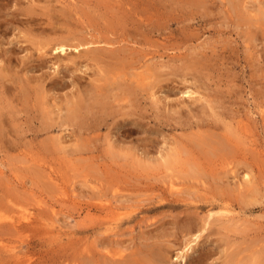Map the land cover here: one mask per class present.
<instances>
[{
    "label": "rangeland",
    "instance_id": "1",
    "mask_svg": "<svg viewBox=\"0 0 264 264\" xmlns=\"http://www.w3.org/2000/svg\"><path fill=\"white\" fill-rule=\"evenodd\" d=\"M8 1L10 4L8 3ZM8 1L0 0V20H1L0 50L1 52L5 51L4 55H7L9 53L7 56L10 57L8 58L6 56L7 58L5 57V60L3 61L2 59H4L3 58L4 55L3 53L0 52V66L1 68L2 67L4 68L2 70L0 68L1 71L0 82L1 81L3 82V80L5 81L3 82V84L0 83L1 84L0 97L3 99V100L0 99L3 101L2 102L3 104H0V112H1L0 114H2L3 112L5 113L2 114L3 117L1 118L3 119V123L5 124V126L4 124L2 126L6 132L5 134H0L2 135V137L0 136V214H5L6 212H11L12 214L14 213L20 214L23 212L24 209L25 210L29 209L33 212L34 220L30 228L25 230L24 233L23 232L17 233L11 230V228L6 226L0 228V235L3 236L0 239H2L3 241L5 240L4 241L6 243V244L4 243L5 245L10 244V246H16L17 249L15 251L18 252V258L16 257L15 259V257H11V255L8 253L6 249L0 250V263L19 264L20 262L28 260L26 258H29V263L32 264H56V263L62 264V262L63 263L69 262L68 260H70L69 264L71 263L73 264L76 263L74 262V258L77 260L76 264H83V262L89 264L90 261L88 260L90 259H94L91 260L90 262L91 264H93L98 260L104 263L105 259L102 258L105 256L106 253L104 254V256L102 255L105 250L107 254L111 252V250H113L112 252L121 250V252H124L123 253L124 255H128L132 253L131 251L135 250L137 247L138 248H141L140 246L143 247L144 244L142 243L146 241L147 244L148 243L151 244L154 243L155 240H156L155 242L157 241L160 242L159 240H161L162 242L163 238L165 239V243L167 242V244L164 243H163L164 245L161 243L160 244L167 249L169 256L174 255L171 264H188V263L196 264L197 259L198 260L200 259L199 253L201 258L203 257V260L201 259L202 264H253L255 258L256 260L254 264H259L257 263V261L260 260L258 259V255H260L261 253L259 250L262 251V249L263 251L260 256L261 259L264 260V257H262L264 255V179H263L264 177H262L264 175V38H263L264 29L263 27L261 26L257 27L255 25H251V22H249V18L246 15H244L245 12L243 11L242 7H240L242 9L240 10L239 7L237 6L236 8V5L234 4V8H233V4H230L229 0H207L206 7H200V8L197 5L196 7H194L195 3L193 4L194 6L191 4V2L189 4V0H182L184 3L179 2V0H171L172 3L170 0L169 1L157 0L158 2H156V0H139V1L138 0H108V1L101 0L103 1V3L100 0H99L100 2L97 0L95 1L90 0V3H88L89 0H87L88 2H86V0H82L83 2L85 1L86 4L83 3L82 1L76 0L75 6H77L78 8L73 6L71 11H68L69 9H71L68 8L67 12H71V13L65 14L67 13L65 12L64 14L66 15V17H64L65 16L64 14L63 16L61 15L62 17H59L60 16L59 14L61 13H58L59 16H57L56 10H54L55 12L54 11L49 12L51 16L52 13L54 15L52 16L53 17L52 20H48L49 16L47 14L46 16H44L43 11H41L40 5H44L42 4V1L43 3H46L45 0H37V2H39L37 4L38 7L36 5L33 8H29L30 10H32L34 13L36 12L37 14L34 13L26 14L25 12L28 11L29 9L28 8H26L28 10L23 9L24 11L22 10L21 14L22 15L25 14L24 17L20 15V10L24 8L25 5L30 6L32 0L30 1L8 0ZM20 1L22 2L21 4ZM53 1L54 0H52V2ZM96 1L97 3H95ZM16 2L19 3L20 5H18ZM64 2L65 1L63 0L62 3ZM54 3H56L57 5ZM54 3H51L52 6H56L58 8L62 5L57 1ZM78 3L79 5H77ZM105 3L108 4L109 9L111 8L110 10L108 9V6H103L105 5ZM84 4L86 5V7H84L85 6ZM82 7L86 8L87 11L88 9L91 8L90 9L91 11L89 10L90 13L87 12L86 9L83 10ZM105 7L107 10L105 9ZM143 7L146 9H144ZM41 12L42 14H40ZM69 14L71 16H69ZM30 15L31 17L32 16L34 17L31 18ZM12 16L14 19L12 18ZM28 16L30 17L29 20H28L29 18ZM42 16H44L45 19H43ZM54 17L55 18L58 17V19L60 18L61 19L56 20L57 18L54 19ZM68 17L69 20L67 19ZM26 20H28L29 22ZM25 21L28 22V24ZM41 21L42 23H40ZM58 21H62L63 23L67 21L66 23L68 25L62 24ZM139 21L140 23H138ZM144 21L147 22L145 23ZM22 22H25L24 24L27 27L32 26L33 33L32 31H29L30 27L28 29ZM38 22L40 23L39 25H37L39 27H36L35 25ZM49 23H50L49 27L51 29H49L46 26L44 27V25H48ZM55 23L58 24L59 28L64 29L66 26L65 29L68 31H65L64 29L63 36H65L64 38L66 40L70 41V43L68 42L69 44H74L73 42L75 41H76L75 44H77L79 40L82 42L97 41V42H101L99 43L100 46L97 44L98 48L100 47L103 48L105 46V48L108 49L107 46L109 45H106L105 41L108 40L107 42L113 43L112 41H110L111 38H109L108 36L112 35L111 40H114L113 36L117 37L118 35L117 37L118 41L116 38V41H114V43L119 41L121 42L116 43V45L118 44L117 46L114 43H113L115 45V46L113 45L114 47L109 46V48L117 51L116 52L109 50L108 51L102 50V52L100 51L102 56L101 59H104L106 61L102 60L103 64L100 63L99 65L102 64L105 67V65L108 62L109 63L111 62V64H107L109 65L107 66L109 67L107 69L110 71V69H112L111 66H113V63L116 64V62L120 60L122 61L121 63H124V65L122 64L123 67H125L126 64L128 71L130 70L132 72L137 71L134 70L135 67L137 69L140 67L139 69L144 71L143 72L138 69L143 75L141 76V80H140L142 81L141 87L138 89L139 86H137V89L138 90L143 89L142 92L138 91L137 89L130 90L128 87L129 82H124L121 80L123 84L122 82L120 83L124 87L118 86V88H116L117 91L114 90L111 94L108 93L107 96L105 94L103 95V93L102 96L96 95V93H93L96 96L91 94L88 102H86L87 104L89 102L92 105L95 104L96 103L95 97L97 98V96L101 97L103 101L106 102V104L102 105V107L104 108L103 110L102 108H100L101 107L100 104L98 105V103H96L95 104L96 106L94 105V108L90 107L89 110L85 109L83 111V113L85 114L82 113V115L83 116L87 115L90 118L87 117L86 119L85 116L84 118L86 120L83 119L84 123L82 124L85 123L86 124L89 123V124H87V127L86 125L85 126L82 125L81 128L79 127L80 130L82 129V131L81 132L79 131V133L77 132L78 131L77 126L79 123L83 122L82 120L81 122L78 121L79 122L78 124L75 121L74 124L77 125L68 128L66 127L67 125L61 126V124L57 120L51 119L52 121H49L50 119L47 120L48 119L47 118L46 120L43 121L42 118L44 116L43 113L44 111L42 112V108L41 109L38 108L39 107L38 103L37 105L34 104L37 100L35 101L32 99V96L35 97L34 94H36V92H37L36 96L39 95L38 94L39 90H37L38 88H40L39 82H42V86L49 85L53 82L57 84L58 85L57 88L55 87L54 89H56L58 92L60 90L61 91L58 93L55 90L58 94L55 91H54L55 93L54 92L53 93L57 94L56 97H58L61 94L63 97H61L60 95L59 99L63 100V98L68 99V97L69 98L73 97V93L75 95L77 89L81 87L83 89L85 87L88 88V85L91 82L90 80H92L91 79L92 71L90 67L87 65L88 62L85 63L83 59L76 58L74 59L76 60V62L78 61L76 64L72 62L66 63L67 66L65 68V65L63 66V64H65L64 61L58 63V58H57L60 56L64 57L63 53L59 54L58 52L55 53L54 51V53L51 52V54H49L48 50L50 48L48 47L46 48L45 51L47 57L45 54H43L45 56L43 55L41 56L40 54L38 55L39 52H36L38 51L37 50L38 45L42 44V42L44 43L46 42V40L49 41L50 39H61L60 38L61 34L59 36L58 34L55 35V33L52 32L53 26L51 27V25ZM71 23L74 24V26ZM61 25H63V27H61ZM2 28L3 30L1 31ZM25 28H27L28 31ZM39 28L41 29L43 28L42 31ZM70 30L72 32H70ZM113 31L116 34H113L112 33ZM48 32L50 36L47 35ZM110 32L112 34H110ZM139 32H141L142 34ZM132 33L135 37L132 36ZM137 33H139V35ZM253 33L255 34L253 35ZM23 34L29 39L31 38L30 36H33L31 38L32 41L29 39L28 41ZM136 34L138 35V37ZM21 35H23V38ZM40 35L43 36L41 37ZM71 35L76 36L77 37L76 39L78 41L77 40L72 41V39L69 40L68 39L69 37H73ZM95 35L97 36L95 37ZM100 36H103L105 38L108 37L109 39L104 38L105 40H103V38H101ZM119 37L120 38L123 37V38H121L120 40ZM250 37L252 40L250 39ZM252 37H254L255 39ZM1 38L4 40H2ZM44 38L47 39L44 40ZM132 38L134 39V42L132 41ZM137 38L139 39L141 38L144 41L142 42L141 39L140 41L138 39L139 41L138 42L136 40ZM35 41L39 42L36 43L38 44L37 46L35 45ZM261 42L262 44H260ZM129 44H131L130 45L131 47H129ZM94 45H91V48H97V46ZM172 45H174V47H172ZM177 45L179 47L181 46L180 50ZM3 46L5 47L2 48ZM132 46H134L133 47L134 50L130 49L132 48ZM136 46L140 49V51L139 49H136ZM190 47H194V48H190ZM196 47L198 49H196ZM10 48L13 50L11 51ZM80 48L79 50H82ZM127 48L130 50L128 51ZM169 48H171V50ZM172 48L174 49L176 48L177 50L175 49L174 51L173 49L172 51ZM204 48H206V50H204ZM119 49L122 50L119 51ZM135 49L140 52V53L138 52V55L136 54L137 51ZM194 49L197 52H195ZM68 51L69 53L77 54V51H74L73 49L72 50L68 49ZM130 51H133L132 55H130L131 54ZM11 52L13 53L11 54ZM31 52H34L35 55L34 54L31 55ZM187 52L189 53V56L185 55V53ZM177 53L180 54L179 56L181 57H178ZM13 54L14 56H12ZM56 54L60 56H57ZM140 55L142 57H140ZM190 55L192 56V58L190 57ZM193 55H196L198 57L201 56V58L199 57L201 61L198 58L199 64L196 61L197 57ZM21 56H24L25 59L24 58L22 59ZM33 56L35 58H33ZM135 56L137 58L140 57L138 61ZM186 56L188 57L187 62L185 61ZM202 56L205 58V61L203 60ZM13 57L15 59L16 57L19 58L15 60ZM182 57L183 58L185 57L184 58L185 60ZM150 58L153 61H151ZM174 58L176 59V61L173 60ZM38 59H42L43 63L42 60H38ZM84 59L86 58L84 57ZM122 59L124 60V62ZM189 59L193 60L194 65L192 64V61ZM18 60L22 61L21 62L22 64L19 66V69L17 66L19 65L20 62H18ZM54 60H56L57 64L60 65V68L57 67V64ZM81 60L82 62L83 61L84 62L82 63ZM29 61L32 62L31 65L30 63H28ZM127 61L129 62V64H132L133 61L137 62L138 64L134 63L132 64L133 66H131L127 64ZM147 61H148L147 67L148 66L152 67L151 64H154L157 67L155 68L154 66L153 69L148 67L152 71H150L147 67H146L147 69L145 70ZM154 61L156 63H153ZM202 61L204 62V64H202L203 63ZM2 62H4V64ZM35 64L39 65L38 69L36 68ZM71 64H73L74 66L77 65L76 68H74V66H70ZM161 64H163L166 67H164ZM13 65L15 67H13ZM85 65H87L88 67H86ZM158 65L161 67H159ZM178 65L181 66L179 67ZM130 66L133 68H131ZM6 67L9 69H7ZM158 68L160 69V71H158ZM169 68L170 70L167 71V69ZM173 68H176V70H174ZM10 69H12V71L15 70L14 71L15 73H13L14 75H12L11 72L12 76L10 75L11 77H8L7 75H9ZM33 69H35L34 70L35 73L34 71H32ZM3 70H8L9 73L7 71H5L4 73ZM23 70L24 71L26 70L24 74H28L27 76L23 74L24 72ZM54 70H56V72ZM145 71L146 72L148 71L149 73L153 72L150 74L152 76H149L148 72L145 73ZM18 72L19 74H16ZM46 73H47V77L45 75V77L42 78L41 76H43ZM48 73H50L51 75L50 74L49 75L53 77L52 79L55 78L56 81L49 79L50 76L48 75ZM87 73H89L88 76L90 75V77L84 76L86 78L83 80V75L85 74L87 75ZM144 74H146V76H144ZM30 75L31 77L33 76L35 80L33 78H30ZM120 75L123 74L120 73ZM14 77L15 79L16 77H18L16 79L18 80V82L16 83L14 82L16 85L14 84L15 86H11V84L13 85L12 81H15ZM19 77L22 79H20ZM40 77L42 78V80L40 79ZM159 78H162L160 86H162L165 89H163L164 92L160 94L162 98L161 103L156 104V102H154V99L151 97V92H152L151 90L155 91L158 88L155 87L153 89H150L151 88L150 82L153 83L154 81H158ZM6 79L9 81L10 84ZM46 79H48L49 82ZM146 79L148 86L143 85V83L145 84ZM164 79L165 81H163ZM37 80H38V84H37ZM44 80H46L47 82H44ZM30 81L32 83H30ZM59 81H61V83H59ZM20 82H22V84L23 83L25 84L21 86ZM75 83L77 84V86H75L76 85ZM28 84L30 87L28 86ZM83 85L86 86L84 87ZM64 86L65 87L68 86V87L65 88ZM146 86L148 88L150 87L149 90ZM23 87L28 90L27 91L28 96H30L31 94V96L28 98H30L32 101L28 100L26 95L24 96L25 98L21 95L22 93L24 94ZM28 87L31 89H28ZM119 88L121 89L119 90ZM185 88H190L193 91L197 90V92H200L205 95L207 99L204 97L202 101H199V103L201 102L205 104V105L203 104L204 108L202 107L201 104L199 105L198 102L193 101V99L189 100L190 97L187 94H185L184 91L182 92V90ZM122 89L123 92H121ZM73 90H75V92ZM5 91L6 92L8 91L7 94ZM11 91H13L14 93H12ZM32 91L35 93H33ZM66 91H68V94H66L67 93ZM69 91H71V93ZM149 91H150V95H149ZM1 93L4 94V96L10 94L11 96L10 98L7 96H6L7 98H4V96H2ZM139 93L140 95H138ZM12 94L14 98L15 95H17L15 100H13ZM65 95L67 96L69 95V96L67 97ZM109 95L112 98L113 96L115 97L112 99ZM21 96L23 97L24 102H26V98H27L28 100L27 102L32 103L35 108L32 107L33 105L31 104L28 105L27 103L26 104L22 103ZM103 96L105 97V99L103 98ZM196 96L198 95L196 94ZM4 99L5 101L6 100L9 101V104L11 101L12 103V105L10 104V106H12L11 109L10 107L6 108V106L9 104L6 105L5 102L4 105ZM34 99H36V97ZM127 99H130V101H128ZM151 101H153V104ZM205 101L208 102V104ZM178 102L180 104H178ZM185 102L187 103V105H184ZM20 103L22 104V106ZM16 105L18 106V108L21 106L19 108L21 109L20 112L24 110L23 108L26 109V107L30 105H31L30 106L31 109L28 112L29 110L28 107L26 109L28 114H26L25 111L21 112L23 113L21 114L20 112L16 111L18 109L16 108L17 107ZM118 105L119 106L121 105L120 106L121 108L118 109L120 111L117 110V107L119 108ZM191 105L193 106L194 109L192 108ZM2 107L4 108L1 109ZM112 107L114 108L113 110ZM181 107H184V109ZM37 108L40 109L41 114L39 113ZM174 108L177 109L175 110ZM180 108L182 110V113L181 110H179ZM190 108L193 109L192 112L194 111V113L190 112L191 111L189 110ZM105 109L108 110L111 109V110L110 112H108V110ZM33 110H37V111L34 113ZM125 110L126 112H124ZM135 110H137L138 112L136 111L137 112L136 113ZM94 111L98 113L96 114V117L93 115L95 114ZM37 112L38 114H36ZM112 112L114 116L110 115L112 114ZM134 112L136 116L132 114ZM186 112L189 115H185ZM13 113L15 115L17 114L18 116L16 115L17 116L16 117ZM107 113H109L108 114V116L110 115L109 117L107 116ZM120 113L122 114V118ZM127 113L130 114L131 116L130 115L125 116L127 115ZM178 113L180 115H183L182 116L183 118L181 116H180L181 118L178 117L179 116ZM197 114L199 117L197 116ZM52 115L53 114H51V117L54 116ZM116 115L118 116L116 117ZM10 116L12 117L14 116L12 120L10 119ZM188 116H190L191 118L189 119ZM40 117L42 118L40 119ZM124 117L129 120L131 119V117L132 119L139 117L142 121L139 119L140 123L133 126L130 125L129 127L125 126L127 128L125 129V131L126 132L129 131V133H126L123 130L124 127H121L123 122L122 119H125ZM38 118L40 122H38L39 121ZM213 118L214 119L219 118L220 121L218 119H216L217 121H214L212 120ZM34 119L35 120L37 119L38 121L37 120L35 121ZM90 119L93 121L95 126L92 124ZM115 119H117V121ZM182 119L183 121L184 120L185 121L182 122L181 121ZM232 119L235 122L236 120L238 121L241 120L240 123L241 124L242 122L246 123L244 125L246 126L248 125V127L244 126L243 124L241 125L238 121H237L238 124L234 123ZM228 120L229 122H227ZM7 121H9L8 124L10 125L12 124L14 127L11 126L10 128V125L7 124ZM45 121L46 122L49 121L48 124L49 127L51 125V122L55 123V125L52 123L51 126L52 128L49 129L48 125L46 126ZM115 121L117 123H114ZM119 121L121 124L119 123ZM109 122L111 124L114 123L115 126L113 124L114 126L113 127L111 124H109ZM214 122H217L216 125L219 123L218 126L215 127ZM186 123L187 125L189 124V127L187 125L184 127ZM224 123L225 125L227 124L228 125L225 126ZM56 124L57 126H59L58 128ZM198 125L200 126L202 125V127H204L203 129H207L208 126L211 127L209 129V131H212L211 134H215V132H217V136L216 134L213 135L214 137L217 138H214L213 136H211V134L210 137L214 140L215 139L217 140L219 138V140H217L219 143L216 140L215 142L218 144L221 143L223 149L222 148L218 149V145L215 144V142L212 143L213 141H211L212 139L210 140V138L208 140L213 144L211 147H210L211 143L209 141H208L209 146H206V144H202L199 147V145L202 143V138L198 137L197 135H199V133L201 135L202 132H198V131H202L203 129H198L197 128ZM118 126H120L121 128ZM195 126L197 128V130L195 131H197L198 133L197 132L195 133V131L193 130L195 129ZM65 127L67 128V130H65L66 129ZM83 127L84 130L86 131L85 134ZM93 127H95V129H93ZM226 127L229 131L227 129L225 130ZM43 128L45 130H43ZM71 128H73V130H71ZM233 128H236L237 131L235 129L234 131ZM242 128H244L245 134ZM129 129L130 130L133 129V130L130 131ZM211 129H214V131ZM6 130L7 131L9 130V132H7ZM248 130L250 132H253V135L250 133L251 135L248 136L249 134ZM10 131L14 135L13 134L11 135ZM108 131L112 132L111 133L112 135L109 134V136L112 137L111 140L108 137ZM227 131L228 133L231 134H228ZM68 132L71 134L70 138H72L71 139L72 143L70 142L69 145L70 147L66 146L63 143V140H65V138L68 139V137H65V135H69ZM74 133H76L74 137L76 138L77 136L78 141H76L77 139L73 138ZM77 134L78 135L82 134V136H78ZM234 134H236V137ZM218 135H220V137H218ZM14 136L16 137L15 139ZM224 136L226 137L225 141L227 139V141L229 142L224 141ZM4 137L6 138V140H4L5 139ZM59 137H61L62 140ZM50 138L53 139L50 140ZM246 138L248 141L246 140ZM252 138H254L255 143H253L254 140L250 141ZM54 140H56L57 143ZM193 140L199 141L200 144L199 142L197 143L195 141L193 142ZM222 140L224 141V143ZM60 141L64 146L60 143ZM230 141L231 143L234 144V146H236L234 148L231 147L233 150L229 148L230 145H233L230 143ZM51 142L53 143L55 148H53ZM113 143L115 145V148L112 145ZM59 144H61L62 146L61 145L59 146ZM193 146L194 148H192ZM196 146L198 147L196 148ZM214 146L217 148H215ZM237 146L239 147L237 148ZM175 147L179 148L177 149L179 152H176L177 153L176 155L174 153L175 151L173 150ZM170 148L172 149V151ZM186 148H189L188 152H186L187 151ZM65 149L67 150L69 149V151ZM204 149L207 150L206 152H208V150L209 152L211 151H216V152H214L215 154L213 152L210 153L211 155L213 154V157L212 156L205 157V156H209L210 154L208 155L206 154L204 156L203 154ZM224 149L226 151H224ZM247 149H249L248 151H250L251 153L248 152ZM189 150H191V152H189ZM218 151L220 152V154ZM166 152L168 154H166ZM169 153H171V155H173L172 153H174V155L178 157L174 156L175 157L174 158L172 156L173 159H171ZM189 153L190 154L193 153L194 155H190ZM201 154L205 158H207L206 161L202 158ZM236 154L238 156H236ZM167 155L171 163L174 165L176 164L175 166L172 165L171 167V165L166 164L165 166V164H162L165 162L164 159L162 158H164V156L167 157ZM186 155L188 156L186 157ZM214 155L220 157L219 158L217 157L215 159ZM248 155H250V157ZM197 156H200L199 157L200 161H198ZM223 156H226L224 157L226 160L222 158ZM228 156H233L232 158L233 162L230 161V159L228 160L229 158ZM193 157L197 159V161ZM221 158L222 160H220ZM210 159H211V165H210ZM234 159H236V161ZM177 160L178 162L175 163V161ZM201 160L204 161V163ZM170 161L168 160V162ZM218 161L220 163H218ZM249 161H251L250 163L252 165L254 164L253 167L254 166L256 167V168L254 167L255 169L254 177L259 180L262 179L259 182V180L257 181L255 178H253L252 183L251 182L248 183L252 187H250L247 184V182L241 179V176H243L242 172L243 173L247 172L246 165L250 164ZM229 162H231V164ZM234 162L236 163V165L234 164ZM237 162H239V164L241 165L238 166ZM242 162H244V164H242ZM139 163L141 164L143 163L142 167L144 168L140 167L141 165H138L137 167V164ZM193 163L194 164L197 163L199 168L198 170L201 173L200 174L201 176H199V178L195 177L196 180H194V178L191 176H183L184 170L186 171L187 169L192 167ZM225 163L226 164L228 163V165L226 166ZM150 164L152 165L151 169H150ZM180 165H182L183 168ZM219 165L220 166L223 165V166L220 167ZM212 166H214L213 167L214 171L211 168ZM178 168H180L179 171ZM232 168H234L233 171L231 170ZM225 170L226 171L228 170L229 174ZM166 171L167 172L169 171V173H167L168 175H165ZM170 171L172 172L170 173ZM201 171H203V174ZM207 171L211 172V175H214L216 173L214 175V177L216 176V178L214 179H216L217 181L213 180V176H211ZM213 172L215 173L213 174ZM226 173L228 175H226ZM258 173H259V177L256 176L258 175ZM158 174L160 176H158ZM172 174H174L175 176ZM230 174L233 175L231 176ZM204 175L207 176L202 179ZM161 176L163 177L162 179H160ZM168 176L169 178H167ZM220 176L221 177L223 176L222 178L224 177L226 178H224L223 180L221 179ZM235 176L238 179H234L233 177ZM172 177L176 178L177 180L173 179ZM170 178H172L173 180L171 181ZM207 178L208 181H205ZM168 179H170V181H168ZM168 182L169 183L171 182V184L173 183L174 185L179 186V188L178 187L176 188L175 186L174 190H171L173 187L171 188V185ZM176 182L178 183V185ZM241 182L242 184H240ZM256 182H258V185ZM167 184L170 186H167ZM237 185H239V187H237ZM254 185L255 186L257 185L256 186L257 189L256 187L255 188L253 187ZM240 186H242L241 189ZM250 188H253L254 190L253 189L250 190ZM258 188L260 189L258 190ZM247 190L248 192H246ZM259 191L262 192L260 193ZM176 194H178L179 196L176 197L177 196ZM251 194L252 195L254 194L255 197L250 196ZM261 194L263 196L261 198L263 199V201H261V199L258 196ZM158 195L160 196L158 197ZM252 199L254 203L252 202ZM258 199L262 203L258 201ZM247 200L248 202L250 201L249 204L248 202H246ZM173 203L176 205H174ZM194 210L198 212V214L195 213ZM211 211L213 213L224 212V218L218 214H214V217L212 218L213 221L212 220L210 221L211 218H209V222L210 223L214 222V223L211 225V228H210V224L207 226L208 228L204 232V235L206 237L202 238L205 239L204 241L200 240L201 243L200 245H198L200 247L194 245L195 249L193 251L190 250L188 253H186L188 254L186 258V262L177 259V257L175 256L176 253H179L181 249L185 247V244H187L185 241L187 240L188 235L187 237H185L184 236L185 234L183 235V231L187 232V230H189L190 228L189 225L191 222L190 218L193 217L199 218V216L200 218L207 217L206 214H209ZM126 213L127 214L129 213L130 216H126ZM173 213H175L176 217L172 216ZM186 214L188 215L186 216ZM178 217L180 218V220H178L179 219ZM219 217L220 219L222 218L221 220L225 222V225L220 224L221 220L219 219ZM230 217L232 218L230 219ZM157 218L160 221H157ZM185 219L186 220L188 219L189 222L186 221ZM183 221H185L186 223L184 224ZM149 224H152L151 226L153 227V229L151 227H148ZM178 224L181 225L179 226ZM201 225L202 223L199 226ZM186 226H188L187 229L185 228ZM113 227L114 230H109V228H113ZM160 227L166 228L168 231V232L166 231L167 234L171 232L170 233L171 236L169 234L168 235L165 234L164 231L166 229L162 230ZM147 229L149 230L147 231ZM158 229H160V232ZM115 231L119 232L120 234ZM141 231L143 233L144 232L146 233L145 234L142 233L143 235L142 236ZM156 231L158 234L156 233ZM114 232L116 233V235L119 234L120 236L118 235L117 237L114 236L115 234ZM155 233L156 236L160 235V237L158 236L160 239H158L154 235ZM163 233L165 234L166 237L164 236ZM147 234L149 239L145 237L147 236ZM150 235H153V238L155 236L156 237L154 238L155 240ZM131 237L134 239H131ZM139 238L141 240L144 238L143 240L145 241L142 240L143 241L142 242ZM117 244L120 246H118ZM129 245H131V248L133 249L129 248ZM166 245L168 246V248ZM125 246H127V248H124ZM106 247L108 250L106 249ZM169 247L172 248L170 249ZM137 249L135 251H137ZM234 249L236 252L235 254L238 255V256L236 255L237 257L235 258H234L235 254L233 255L232 254L233 251H231ZM225 250L228 252L230 251L229 254H232L233 256L232 255L228 256ZM146 253L147 252H145L144 254ZM91 254H93L95 258H93L92 256L89 259V256ZM99 255H101L102 257ZM98 256L99 258L101 257V260L99 258H96ZM82 257H84V260ZM226 257L227 258L233 257V259L231 260L228 258L225 260ZM21 258L22 259L24 258L23 261L21 260ZM251 258L252 259L254 258V260H252ZM80 259H82V262L80 261ZM194 260L195 263L193 262ZM262 262L264 264V261ZM147 264H152V263L147 261Z\"/></svg>",
    "mask_w": 264,
    "mask_h": 264
},
{
    "label": "bare ground",
    "instance_id": "2",
    "mask_svg": "<svg viewBox=\"0 0 264 264\" xmlns=\"http://www.w3.org/2000/svg\"><path fill=\"white\" fill-rule=\"evenodd\" d=\"M8 1V0H7ZM30 1V0H29ZM46 1V3H43V1H42V4H44V5H40V8H41V11H43V14H44V16H46V14L49 16V18H48V16H47V18H48V20H52V16H54L53 15V13H52V16L50 15V13L49 12H52V11H54V10H56L57 11V16H59V17H62L63 16V14L65 13V12H67V9L68 8H71V9H69L68 11H71L72 10V7L73 6H75L76 5V0H64L65 2L64 3H62V1L63 0H54L53 2H52V0H45ZM59 2V3H61L60 5V7L58 8V7H56V6H52V4L51 3H54V2ZM79 1H82V0H79ZM95 1V0H94ZM97 1H99V0H97ZM97 1L95 2V3H97ZM101 1V0H100ZM99 1V2H100ZM108 1V0H107ZM139 1V0H138ZM169 1V0H168ZM171 1V0H170ZM192 1H193V3H192ZM6 2V1H5ZM83 2V1H82ZM86 2H88L87 0H86ZM102 3H103V1H101ZM156 2H158L157 0H156ZM166 2V1H165ZM179 2H181V3H184L182 0L180 1L179 0ZM185 2H187V1H185ZM190 2H191V4L193 5L194 3H195V6L194 7H196V5L197 6H199V8L200 7H206V5H207V0H189V4H190ZM226 2H228V1H226ZM229 2H230V4H233V8H234V4L236 5V8H237V6L239 7V9L240 10H242L243 9V11L245 12V14L244 15H246L248 18H249V22H251V25H255V26H261V27H263V29H264V0H229ZM8 3H9V1H8ZM17 3V2H16ZM22 2L20 1V4H21ZM29 3V2H28ZM39 2H37V0H32V3H30V6L28 7L27 5H25V3H24V5L25 6H27V7H25L24 6V8H22L21 10H20V15H22L21 14V11L23 10V9H26V8H33L34 6H36L37 4H38ZM83 3H85V1L83 2ZM88 3H90V0H89V2ZM92 3V2H91ZM120 3V2H119ZM126 3V2H125ZM139 3H141V2H139ZM171 3H172V1H171ZM10 4V3H9ZM18 5H20L19 3H17ZM54 4H56V3H54ZM86 4V3H85ZM84 4V5H85ZM100 4V3H99ZM98 4V5H99ZM115 4V3H114ZM122 4V3H121ZM131 4V3H130ZM153 4V3H152ZM228 4V3H227ZM16 5V4H15ZM14 5V6H15ZM57 5V4H56ZM77 5H79V3L77 4ZM93 5V4H92ZM186 5V4H185ZM3 6V5H2ZM102 6V5H101ZM103 6H108V4L107 3H105V5H103ZM102 6V7H103ZM153 6V5H152ZM191 6V5H190ZM37 7H38V5H37ZM76 8H78L77 6H75ZM84 7H86V5L84 6ZM112 7V6H111ZM121 7V6H120ZM124 7V6H123ZM127 7V6H126ZM145 7V6H144ZM143 7V8H144ZM193 7V8H194ZM240 7H242V9L240 8ZM83 8V7H82ZM115 8V7H114ZM122 8V7H121ZM142 8V9H143ZM4 9V8H3ZM28 9H26V10H28ZM86 8H83V10H85ZM91 9V8H90ZM90 9H88V11H87V9H86V11L87 12H89V10ZM100 9V8H99ZM105 9H106V7H105ZM108 9H109V6H108ZM111 9V8H110ZM109 9V10H110ZM120 9V8H119ZM144 9H146V8H144ZM34 10V9H33ZM78 10V9H77ZM104 10V9H103ZM102 10V11H103ZM107 10V9H106ZM105 10V11H106ZM121 10V9H120ZM233 10V9H232ZM239 10V11H240ZM18 11V10H17ZM24 11V10H23ZM37 11V10H36ZM91 11V10H90ZM143 11V10H142ZM153 11V10H152ZM234 11V10H233ZM235 11H236V9H235ZM55 12V11H54ZM82 12H84V11H82ZM94 12H96V11H94ZM99 12V11H98ZM104 12V11H103ZM18 13V12H17ZM17 13H14V14H17ZM26 14H33L34 12L32 11V10H28V11H26L25 12ZM58 13H61V14H59L58 15ZM68 13H71V12H67V13H65V14H68ZM90 13V12H89ZM121 13V12H120ZM130 13V12H129ZM144 13H145V10H144ZM236 13H237V11H236ZM34 14H37L36 12L34 13ZM40 14H42V12L40 13ZM64 14V15H65ZM77 14V13H76ZM85 14V13H84ZM84 14H83V16H84ZM112 14H113V12H112ZM24 15L25 14H23L22 16L24 17ZM39 15V14H38ZM62 15V16H61ZM74 15V14H73ZM147 15V14H146ZM14 16V15H13ZM13 16H12V18H13ZM22 16H21V18H22ZM44 16H42L43 17V19H45L44 18ZM69 16H71L70 14H69ZM152 16V15H151ZM27 17V16H26ZM29 17V16H28ZM30 17H31V15H30ZM30 17L28 18V20L30 19ZM32 17H34V16H32ZM31 17V18H32ZM36 17H37V15H36ZM41 17V16H40ZM64 17H66V15L64 16ZM73 17V16H72ZM108 17V16H107ZM113 17V16H112ZM123 17H125V16H123ZM148 17V16H147ZM16 18H17V16H16ZM57 18V19H56ZM54 17V19H56V20H60V19H58V17ZM80 18V17H79ZM127 18V17H126ZM2 19V18H1ZM14 19V18H13ZM34 19V18H33ZM35 19H37V18H35ZM40 19V18H39ZM68 20H69V17L67 18ZM150 19V18H149ZM24 20V19H23ZM28 20H26V21H28ZM41 20V19H40ZM48 20H47V23H48ZM78 20V19H77ZM137 20V19H136ZM148 20V19H147ZM1 21V20H0ZM15 21V20H14ZM21 21H22V19H21ZM25 21V22H26ZM62 21H63V18H62ZM62 21H58V22H60V23H62V24H67L66 22H62ZM79 21V20H78ZM113 21V20H112ZM126 21V20H125ZM124 21V22H125ZM140 21H142V20H140ZM140 21L138 22V23H140ZM25 22H22L23 24L25 23ZM29 22V21H28ZM28 22H26L27 24H28ZM51 22V21H50ZM69 22V21H68ZM122 22H123V19H122ZM145 23L147 22V21H144ZM31 23V22H30ZM40 23H42V21L40 22ZM39 22L35 25L36 27H39V26H37V25H39L40 24ZM59 23V24H60ZM73 23V22H72ZM71 23V24H72ZM144 23V24H145ZM2 24H4V23H2ZM143 24V23H142ZM7 25V24H6ZM20 25V24H19ZM25 25V24H24ZM31 25V24H30ZM32 25H33V22H32ZM44 25V24H43ZM49 25H50V23L48 24V25H44V27L46 26V27H48L49 29H51L50 27H49ZM68 25V24H67ZM73 26H74V24H72ZM26 26V25H25ZM53 26V27H52ZM118 26V25H117ZM8 27H9V25H8ZM23 27V26H22ZM27 27V26H26ZM29 27L30 26H28L27 28L29 29ZM41 27H43V26H41ZM51 27H52V32L53 33H55V35L56 34H58L59 36H60V34H61V36H60V38L61 39H48L49 41H47L45 38H44V40H46V42H42V44H36V43H39L38 41L36 42L35 41V45L37 46L38 45V47H37V50L38 51H36V52H39L38 53V55L40 54L41 56L43 55V54H45V51H46V48L48 47V48H50L48 51H49V54H51V52H53L54 53V51H55V53L56 52H58L59 54L60 53H63V55H64V57H61L60 55H58V54H56L57 56H60V57H57V56H55V57H57L58 58V63H60L61 61H64V63L65 64H63V66L65 65V68H66V63H69V62H72V63H74V64H76L77 62H76V60H74V59H83L84 61H85V63L86 62H88L87 63V65L90 67V69H91V71H92V74H91V79L92 80H90L89 82V85H88V88L87 87H85L84 85V89L82 88H79V89H77V91H76V93H75V95H74V93H73V97H68L67 95H65V96H67L68 97V99H64L63 98V100L62 99H59V97H60V95L58 96V97H56V95L61 91L60 89V91L58 92L56 89H54L55 87L57 88V84H55L54 82L53 83H51V84H49V85H43L42 86V82H39L40 83V88H38V87H36V88H38L37 90H39L38 91V94L39 95H37L36 96V94H37V92H36V94H34V96L36 97V99H34L35 97H33L32 96V99L33 100H37L34 104H36L37 105V103H38V106H36V107H38V108H42V112L44 113V116H43V118L42 117H40V119L42 118L43 119V121L44 120H46L47 118V120H49V121H52L51 119H53V120H57L60 124H61V126H64V125H67L66 127L68 128V127H72V126H74V125H77L79 122H81V120L83 121V119H85L84 117L86 116V119H87V117H89V116H87V115H85V116H83L82 115V113H83V111L85 110V109H87V110H89V108L90 107H93L94 108V105L96 104V103H98V105L100 104V108H102V110L104 109L103 107H102V105H104V104H106V102L105 101H103V99L101 98V97H98L97 96V98L95 97V99H96V103L95 104H90V102L87 104L86 102H88V100H89V97H90V95L91 94H93V93H96V95H101L102 96V93H103V95L105 94L106 96H107V94L109 93V94H111L114 90H116V88H118V86H123V85H121V83L120 82H122V81H124V82H129L128 84H129V89L130 90H135V89H137V86H139L138 87V89L141 87V82L142 81H140L141 80V76L143 75L140 71H143V70H141V69H137L136 67H135V69L134 70H137V71H135V72H132L131 70L130 71H128L127 70V66H126V64H125V67H123L122 66V64L124 65V63H121L122 61H117L116 62V64H114L113 63V66H111V68L112 69H110V71L107 69V68H109V67H107V66H109V65H107V64H111V62L109 63H107L106 65H105V67L102 65L103 63V61H106V60H104V59H101L102 58V56H101V52H102V50L103 51H114V52H116L117 50H113V49H111V48H109V46H113L114 44L116 45V43H120L121 41H119V42H116V43H114V41H116V38L118 37V35H117V37H114L113 36V39L114 40H111L112 39V35L111 36H108L109 38H111L110 39V41H112L113 43H110V42H107V41H105V44L106 45H109V46H107L108 47V49H106L105 48V46L103 47V48H98V46H97V44L100 46V44L99 43H101V42H97V41H87L86 39V41L87 42H82V41H78L76 38V36H73V35H71V36H73V37H69L68 38V36H67V38L69 39V40H71L72 39V41H75V40H77L78 41V43L77 44H75V42H73L74 44H69L70 43V41H68V40H66L64 37L65 36H63V31H64V29L66 28V26H65V28L63 29V28H59V26H58V24L57 23H55V24H53V25H51ZM61 27H63V25H61ZM71 27V26H70ZM6 28V27H5ZM27 28H25L26 30H27ZM68 28V27H67ZM76 28V27H75ZM125 28V27H124ZM123 28V29H124ZM143 28V27H142ZM31 29V30H30ZM30 29H29V31H32V26L30 27ZM41 31H42V29L41 28H39ZM69 29V28H68ZM122 29V28H121ZM3 30V28L1 29V31ZM6 30V29H5ZM4 30V31H5ZM37 30V29H36ZM126 30V29H125ZM262 30V29H261ZM22 31H23V29H22ZM28 31V30H27ZM65 31H68V30H66L65 29ZM7 32H8V30H7ZM18 32V31H17ZM21 32V31H20ZM39 32V31H38ZM70 32H72L71 30H70ZM117 32V31H116ZM126 32V31H125ZM262 32V31H261ZM32 33H33V31H32ZM43 33V32H42ZM44 33H45V30H44ZM43 33V34H44ZM78 33V32H77ZM113 34H116V33H114V31L112 32ZM111 32H110V34H112ZM134 33V32H133ZM133 33H132V36H134L133 35ZM139 33H141V32H139ZM139 33H137L138 35H139ZM252 33V32H251ZM3 34V33H2ZM1 34V35H2ZM5 34V33H4ZM70 34V33H69ZM82 34V33H81ZM95 34V33H94ZM136 34V35H137ZM142 34V33H141ZM255 33H253V35H254ZM24 35V34H23ZM23 35H21L22 36V38H23ZM33 35V34H32ZM47 35H49V32L47 33ZM90 35H91V33H90ZM122 35V34H121ZM127 35V34H126ZM129 35V34H128ZM138 35H137V37H138ZM25 36V35H24ZM37 36H38V33H37ZM41 36V35H40ZM43 36V35H42ZM41 36V37H42ZM50 36V35H49ZM53 36V35H52ZM97 35H95V37H96ZM106 36V35H105ZM119 36H120V34H119ZM26 37V36H25ZM31 38L33 37V36H30ZM40 37V38H41ZM45 37H47V36H45ZM93 37V36H92ZM91 37V38H92ZM101 38H103V40H105L106 38H108V37H103V36H100ZM135 37V36H134ZM249 37V36H248ZM27 38V37H26ZM29 39V38H27V40L29 39V40H31L32 41V39ZM39 38V37H38ZM105 38V39H104ZM108 38V39H109ZM120 38V37H119ZM121 38H123V37H121ZM121 38H120V40H121ZM128 38H129V36H128ZM145 38V37H144ZM252 38H254V37H252ZM264 38V37H263ZM2 39V38H1ZM34 39H35V37H34ZM82 39H83V37H82ZM127 39V38H126ZM138 39L139 38H137L136 40L138 41ZM141 39V38H140ZM140 39H139V41H140ZM250 39H251V37H250ZM255 39V38H254ZM2 40H4V39H2ZM28 40V41H29ZM124 40V39H123ZM142 40V42L144 41L143 39H141ZM146 40V39H145ZM168 40V39H167ZM252 40V39H251ZM27 41V42H28ZM117 41H118V38H117ZM132 41L134 42V39L132 38ZM138 41V42H139ZM0 42H1V40H0ZM69 42V43H68ZM128 42V41H127ZM130 43H132V42H130ZM170 43V42H169ZM252 43H253V41H252ZM2 44V43H1ZM32 44V43H31ZM96 45L97 46V48H91V45ZM122 44V43H121ZM120 44V45H121ZM124 44H125V42H124ZM143 44V43H142ZM168 44V43H167ZM171 44V43H170ZM173 44V43H172ZM260 44H262V42L260 43ZM89 45H90V47H89ZM94 45V46H95ZM114 45V46H115ZM118 45V44H117ZM116 45V46H117ZM119 45V46H120ZM123 45V44H122ZM131 44H129V47H131L130 46ZM135 45V44H134ZM137 45V44H136ZM175 45V44H174ZM174 45H172V47H174ZM30 46V45H29ZM103 46V45H102ZM113 46V47H114ZM125 46H126V44H125ZM169 46V45H168ZM178 46V45H177ZM176 46V47H177ZM5 46H3L2 48H4ZM81 47V48H80ZM83 47V48H82ZM133 47L134 46H132V48H130V49H133ZM141 47V46H140ZM171 47V46H170ZM179 47V46H178ZM177 47V48H178ZM181 47V46H180ZM180 47H179V50H180ZM201 47V46H200ZM205 47V46H204ZM0 48H1V45H0ZM79 48L80 49H82V50H79ZM85 48V49H84ZM183 48H184V46H183ZM189 48V47H188ZM190 48H194V47H190ZM6 49V48H5ZM9 49V48H8ZM11 49V48H10ZM68 49H70V50H74V51H77V54H74V53H69V51H68ZM128 49V48H127ZM130 49H128V51L130 50ZM136 49H139L137 46H136ZM135 49V50H136ZM170 50H171V48H169ZM173 49L174 48H172V51H173ZM176 49V48H175ZM175 49H174V51H175ZM196 49H198L197 47H196ZM7 50V49H6ZM13 49H11V51H12ZM34 50V49H33ZM36 50V49H35ZM120 50H122V49H119V51ZM125 50H126V48H125ZM134 50V49H133ZM177 50V49H176ZM184 50V49H183ZM195 50V49H194ZM201 50H202V48H201ZM204 50H206V48H204ZM10 51V50H9ZM30 51V50H29ZM68 51V52H67ZM101 51V52H100ZM137 51V50H136ZM139 51H140V49H139ZM139 51H137L136 52V54L138 55V52ZM188 51V50H187ZM0 52H1V50H0ZM5 52V51H4ZM4 52H1V53H3V55L5 54ZM131 52V54L130 55H132V53H133V51H130ZM195 52H197L196 50H195ZM13 52H11V54H12ZM15 53V52H14ZM65 53V54H64ZM121 53V52H120ZM140 53V52H139ZM182 53V52H181ZM188 53V52H187ZM187 53H185V55H187V56H189V53L187 54ZM7 54V53H6ZM9 54V53H8ZM7 54V55H8ZM32 54H34V52H31V55ZM178 54V53H177ZM176 54V55H177ZM193 54V53H192ZM198 54H199V52H198ZM7 55H4L3 56V58L4 59H2L3 61L5 60V57L7 56ZM35 55V54H34ZM46 55V54H45ZM45 55H43V56H45ZM126 55H127V53H126ZM125 55V56H126ZM135 55V54H134ZM173 55V54H172ZM180 54H178V57H181V56H179ZM11 56V55H10ZM12 56H14V54L12 55ZM11 56V57H12ZM16 56V55H15ZM186 56V62H187V57ZM193 56H195V57H197V63H198V58L200 57L201 58V56H196V55H193ZM8 57V56H7ZM6 57V58H7ZM32 57V56H31ZM46 57H47V55H46ZM84 57L86 58V59H84ZM105 57V56H104ZM136 57V56H135ZM140 57H142L141 55H140ZM139 57V58H140ZM174 57V56H173ZM190 57L192 58V56L190 55ZM194 57V58H195ZM8 58H10V57H8ZM14 58V57H13ZM19 57H16V59L15 60H17ZM21 58L23 59L24 58V56H21ZM20 58V59H21ZM28 58V57H27ZM33 58H35L34 56H33ZM108 58V57H107ZM116 58V57H115ZM139 58H137L136 57V59H137V61H138V59ZM200 58H199V60H200ZM202 58H203V60L205 61V58L202 56ZM207 58H208V56H207ZM25 59V58H24ZM31 59V58H30ZM37 59V58H36ZM36 59H35V62H36ZM154 59V58H153ZM210 59V58H209ZM11 60H12V58H11ZM38 60H42V59H38ZM45 60V59H44ZM99 60H101V61H99ZM103 60V61H102ZM113 60V59H112ZM123 60V59H122ZM126 60V59H125ZM150 60H151V58H150ZM174 61H176V59L174 58L173 59ZM179 60V59H178ZM189 60H191V59H189ZM33 61V60H32ZM55 62H56V60H54ZM83 61V62H84ZM108 61V60H107ZM135 61V60H134ZM133 61V63L132 64H134V63H137V62H134ZM144 61V60H143ZM151 61H153V60H151ZM181 61V60H180ZM192 61V64H193V60H191ZM201 61V60H200ZM199 61V62H200ZM207 61H208V59H207ZM5 62H7V61H5ZM9 62V61H8ZM18 62H20L19 63V65L17 66L18 67V69H19V66L22 64L21 62L22 61H19L18 60ZM23 62H25V61H23ZM45 62V61H44ZM81 62H82V60H81ZM82 62V63H83ZM93 62V63H92ZM99 62V63H98ZM113 62V61H112ZM123 62H124V60H123ZM203 62V61H202ZM3 64H4V62H2ZM28 63H30V65H31V63L32 62H28ZM42 63H43V60H42ZM82 63H81V65H82ZM100 63H102L101 65H99ZM105 63V62H104ZM130 63H131V61H130ZM147 64H146V66H145V70L148 68V67H150V66H148L147 67V65H148V61L146 62ZM152 63V62H151ZM153 63H156L155 61L153 62ZM10 64V63H9ZM27 64V63H26ZM53 64V63H52ZM56 64H57V62H56ZM127 64H129V62L127 61ZM132 64H129V65H131V66H133ZM138 64V63H137ZM143 64V63H142ZM145 64V63H144ZM183 64V63H182ZM191 64V63H190ZM191 64V65H192ZM199 64V63H198ZM202 64H204V62L202 63ZM2 65V64H1ZM8 65V64H7ZM16 65V64H15ZM36 65V64H35ZM87 65H85L86 67H88ZM152 65V67H150V68H152L153 69V67L155 66V68L157 67L156 65H154V64H151ZM161 65H163V64H161ZM168 65V64H167ZM194 65V64H193ZM12 66V65H11ZM23 66V65H22ZM38 64L36 65V68L38 69ZM46 66V65H45ZM70 66H74L73 64H71ZM69 66V67H70ZM76 66L77 65H75L74 66V68H76ZM130 66V67H131ZM143 66V67H144ZM159 66V65H158ZM164 66V65H163ZM169 66V65H168ZM179 66V65H178ZM181 66V65H180ZM179 66V67H180ZM184 66V65H183ZM186 66H188V65H186ZM185 66V67H186ZM13 67H15L14 65H13ZM16 67V68H17ZM25 67V66H24ZM26 67H27V65H26ZM28 67H29V65H28ZM57 67L58 68H60V65H58L57 64ZM122 67V68H121ZM138 67V66H137ZM147 67V68H146ZM159 67H161V66H159ZM164 67H166V66H164ZM163 67V68H164ZM173 67V66H172ZM200 67H202V66H200ZM0 68H1V66H0ZM7 68V67H6ZM40 68H41V66H40ZM131 68H133V67H131ZM150 68H148L150 71H152ZM168 68V67H167ZM183 68V67H182ZM196 68V67H195ZM2 69H4L3 67L1 68V70ZM7 69H9V68H7ZM26 69V68H25ZM68 69V68H67ZM89 69V68H88ZM89 69V70H90ZM162 69V68H161ZM174 70H176V68H173ZM35 69H33L32 71H34ZM75 70H77V69H75ZM156 70V69H155ZM154 70V71H155ZM170 70V68L169 69H167V71H169ZM173 70V71H174ZM178 70V69H177ZM180 70V69H179ZM190 70H191V68H190ZM5 71H7L8 72V70H3V72L5 73ZM15 71V70H14ZM14 71H12V69H10V73H9V75H7L8 77H11L12 75H14L13 73H15ZM17 71V70H16ZM24 71V70H23ZM26 71V70H25ZM25 71L23 72V74L25 73ZM55 72H56V70H54ZM158 71H160V69L158 68ZM164 71V70H163ZM172 71V70H171ZM1 72V71H0ZM11 72H12V75H11ZM38 72V71H37ZM61 72V71H60ZM144 72V71H143ZM148 72V71H147ZM146 71H145V73H147ZM162 72V71H161ZM160 72V73H161ZM34 73H35V71H34ZM44 73V72H43ZM120 73H122L123 75H120ZM151 73H153V72H148V74H149V76H152V75H150ZM158 73V72H157ZM166 73V72H165ZM16 74H19V72L18 73H16ZM16 74H15V76H16ZM50 73H48V75H49ZM55 74V73H54ZM88 74L89 73H87V75L85 74V75H83V80L86 78V77H84V76H88ZM167 74V73H166ZM11 75V76H10ZM24 75H28V74H24ZM45 75H46V77H47V73L46 74H44L43 76H41L42 78L43 77H45ZM51 75V74H50ZM49 75V76H50ZM57 75V74H56ZM60 75V74H59ZM64 75V74H63ZM161 75H163V74H161ZM160 75V76H161ZM185 75V74H184ZM3 76V75H2ZM6 76V77H7ZM144 76H146V74H144ZM148 76V75H147ZM21 77V76H20ZM19 77V78H20ZM38 77V76H37ZM40 77V79L42 80V78ZM82 77V76H81ZM81 77H80V80H81ZM88 77H90V75L88 76ZM153 77H155V76H153ZM18 77H16V79H17ZM30 78H33V76L31 77V75H30ZM29 78V79H30ZM53 77L52 76H50V78L49 79H52ZM150 78V77H149ZM2 79V78H1ZM8 79V78H7ZM6 79V80H7ZM14 79H15V77H14ZM15 79V81H12L13 82V85L11 84V86H15L16 84V82H18V80H16ZM20 79H22V78H20ZM25 79V78H24ZM34 80H35V78H33ZM160 79V80H159ZM158 79V81H154L153 83L152 82H150V89H153V88H155V87H157L158 89L157 90H155V91H153V90H151L152 92H151V97L154 99V102H156V104H160L161 103V96H160V94L161 93H163L164 92V90L163 89H165V88H163L162 86H160V84H161V79L162 78H159ZM12 80V79H11ZM46 80H48V79H46ZM46 80H44V82H47ZM53 81H56L55 80V78L54 79H52ZM59 80H61V79H59ZM78 80V79H77ZM77 80H75V81H77ZM122 80V81H121ZM142 80H143V77H142ZM153 80V79H152ZM155 80V79H154ZM184 80V79H183ZM8 81V80H7ZM32 81V80H31ZM30 81V83H32ZM51 81V80H50ZM74 81V82H75ZM163 81H165V79L163 80ZM185 81H186V78H185ZM3 82H5L4 80H3ZM3 82L1 81L0 83H2L3 84ZM11 82V83H12ZM15 82V83H14ZM48 82H49V80H48ZM73 82V81H72ZM71 82V83H72ZM80 82V81H79ZM79 82H78V84H79ZM149 82V81H148ZM8 83H9V81H8ZM26 83H28V82H26ZM59 83H61V81H59ZM83 83H85V82H83ZM5 84V83H4ZM10 84V83H9ZM15 84V85H14ZM20 84H21V86L23 85V84H25V83H23L22 84V82H20ZM37 84H38V80H37ZM44 84V83H43ZM73 84V83H72ZM76 84V83H75ZM122 84H123V82H122ZM1 85V84H0ZM6 85V84H5ZM5 85H4V87H5ZM61 85V84H60ZM66 85V84H65ZM125 85V84H124ZM143 85H147V79H146V81H145V84L143 83ZM28 86H29V84H28ZM69 86V85H68ZM68 86H66V87H68ZM72 86V85H71ZM75 86H77V84L75 85ZM81 86V85H80ZM148 86V85H147ZM146 86V87H147ZM30 87V86H29ZM28 87V89H31V88H29ZM33 87V86H32ZM61 87V86H60ZM65 87V86H64ZM65 87V88H66ZM124 87V86H123ZM187 87V86H186ZM19 88V87H18ZM17 88V89H18ZM22 88V87H21ZM24 88V87H23ZM34 88V87H33ZM76 88V87H75ZM122 88V87H121ZM121 88H119V90L121 89ZM148 88V87H147ZM149 88H148V90H149ZM12 89V88H11ZM70 89V88H69ZM126 89V88H125ZM137 89V90H138ZM142 89V88H141ZM19 90V89H18ZM36 90V91H37ZM58 92H56V91ZM76 90V89H75ZM75 90H73L74 92H75ZM143 90V89H142ZM142 90H138V91H141L142 92ZM1 91H3V90H1ZM24 94L22 93L21 95L24 97L25 95L27 96V98L28 97H30L31 96V94H30V96H28V94H27V89H25L24 88ZM35 91V90H34ZM57 93V94H54L55 92ZM64 91H65V89H64ZM117 91V90H116ZM127 91H128V89H127ZM184 91V93L185 94H187L189 97H190V99L189 100H191V99H193V101H195V102H198L199 103V101H202L203 99H204V97H205V95L204 94H202V93H200V92H197V90H192V89H190V88H185V89H183L182 90V92ZM6 92V91H5ZM8 92V91H7ZM7 92H6V94H7ZM12 93H14L13 91H11ZM11 92H9V93H11ZM20 92V91H19ZM31 92V91H30ZM33 92V91H32ZM54 92V93H53ZM67 93L66 94H68V91H66ZM70 93H71V91H69ZM121 92H123V89H122V91ZM132 92H134V91H132ZM4 93V92H3ZM33 93H35V92H33ZM120 93V92H119ZM2 94V93H1ZM17 94V93H16ZM117 94H118V92H117ZM196 94L198 95V96H196ZM55 95V96H54ZM63 95H64V92H63ZM94 95V94H93ZM96 95H94V96H96ZM125 95V94H124ZM138 95H140V93L138 94ZM142 95V94H141ZM149 95H150V91H149ZM2 96H4V94H2ZM7 97H9L10 98V96H11V94L10 95H6ZM6 96H4V98H7ZM21 96V100H22V103H27L28 105L29 104H31V105H33L32 103H28L27 101L28 100H31L30 98H28V100H27V98H26V102H24L23 101V97ZM93 96V97H94ZM110 96V95H109ZM108 96V97H109ZM119 96H121V95H119ZM129 96V95H128ZM12 97H13V100H15V98L17 97V95H15V98H14V96H13V94H12ZM11 97V98H12ZM18 97H19V95H18ZM61 97H63L62 95H61ZM107 97V98H108ZM111 97V96H110ZM115 96H113V98H114ZM117 97V96H116ZM124 97V96H123ZM25 98V97H24ZM103 98L105 99V97L103 96ZM112 98V97H111ZM112 98V99H113ZM206 98V97H205ZM0 99H2L1 97H0ZM91 99V98H90ZM110 99V98H109ZM109 99H106V100H109ZM117 99V98H116ZM115 99V100H116ZM131 99V98H130ZM130 99H127L128 101H130ZM207 99V98H206ZM3 100V99H2ZM2 100H0L1 102H0V104H3L2 102ZM10 100V99H9ZM19 100V99H18ZM25 100V99H24ZM94 100V99H93ZM121 100H122V98H121ZM125 100V99H124ZM137 100V99H136ZM32 101V100H31ZM117 101V100H116ZM126 101V100H125ZM5 102H6V105L7 104H9V101H5V99H4V105H5ZM20 102V101H19ZM30 102V101H29ZM122 102V101H121ZM137 102H139V101H137ZM152 102V104H153V101H151ZM184 102V101H183ZM206 102V101H205ZM14 103V102H13ZM114 103V102H113ZM117 103H119V102H117ZM124 103H126V102H124ZM136 103V102H135ZM189 103V102H188ZM193 103V102H192ZM207 104H208V102H206ZM213 103V102H212ZM10 104L12 105V103H11V101H10ZM10 104L9 105H7L6 106V108L8 107H10V109H11V107L12 106H10ZM15 104V103H14ZM21 104V103H20ZM155 104V103H154ZM178 104H180L179 102H178ZM182 104V103H181ZM197 104V103H196ZM202 105V107H203V104L204 103H199V105ZM27 105V106H28ZM30 105V106H31ZM116 105V104H115ZM130 105V104H129ZM135 105V104H134ZM166 105V104H165ZM165 105H163V106H165ZM184 105H187V103L185 102V104ZM205 105V104H204ZM17 106V105H16ZM21 106H22V104H21ZM20 106V107H21ZM30 106H28L29 107V110H28V112L30 111ZM96 106V105H95ZM105 106H107V105H105ZM111 106V105H110ZM110 106H109V108H110ZM114 106V105H113ZM117 106V105H116ZM119 106V105H118ZM121 106V105H120ZM119 106V108L117 107V110L118 109H120L121 107ZM128 106V105H127ZM132 106V105H131ZM183 106V105H182ZM190 106V105H189ZM192 106V105H191ZM198 106V105H197ZM19 107V108H20ZM25 107H26V105H25ZM28 107H26V109L28 108ZM32 107H34V105L32 106ZM99 107V106H98ZM138 107V106H137ZM165 107H167V106H165ZM174 107V106H173ZM178 107V106H177ZM187 107V106H186ZM206 107V106H205ZM4 107H2L1 109H3ZM16 108H18V106L16 107ZM17 109L16 111L17 112H20V110L21 109ZM35 108V107H34ZM34 108H32V109H34ZM37 108V110L39 111V113L41 114V111H40V109H38ZM125 108V107H124ZM127 108V107H126ZM169 108V107H168ZM181 108H183L184 109V107H181ZM181 108L179 109V110H181ZM192 108H193V106H192ZM204 108V107H203ZM13 109V108H12ZM24 109V110H23ZM22 110L23 111H25L26 112V114H28V112L26 111V109L25 108H23ZM57 109V110H56ZM114 108L112 107V110H113ZM128 109V108H127ZM126 109V110H127ZM137 109V108H136ZM167 109V108H166ZM170 109V108H169ZM168 109V110H169ZM175 109V108H174ZM177 109V108H176ZM175 109V110H176ZM186 109H188V108H186ZM194 109V108H193ZM193 109H189V110H191L190 112H192V110ZM202 109V108H201ZM207 109V108H206ZM37 110H33V112L35 113ZM105 110H108V109H105ZM111 110V109H110ZM110 110H108V112H110ZM126 110L124 111V112H126ZM172 110H173V108H172ZM188 110V111H189ZM211 110V109H210ZM10 111V110H9ZM15 111V112H16ZM23 111H21V112H23ZM99 111H101V110H99ZM118 111H120V110H118ZM131 111V110H130ZM133 111V110H132ZM137 110H135V112H136ZM186 111V110H185ZM6 112H7V109H6ZM14 112V111H13ZM20 112V113H21ZM24 112V113H25ZM88 112V111H87ZM95 112V111H94ZM104 112H106V111H104ZM103 112V113H104ZM114 112H115V110H114ZM135 112L134 113H132V114H134L135 115ZM138 112V111H137ZM136 112V113H137ZM169 112V111H168ZM196 112V111H195ZM1 113V112H0ZM4 113V112H3ZM2 113V114H3ZM10 113H12V112H10ZM42 113V114H43ZM118 113V112H117ZM123 113V112H122ZM181 113H182V110H181ZM192 113H194V111L192 112ZM2 114H0V134H5L6 132H5V130H4V128H3V119L1 118V117H3V115ZM5 114V113H4ZM14 114V113H13ZM12 114V115H13ZM21 114H23V113H21ZM25 114V115H26ZM36 114H38V112L36 113ZM35 114V115H36ZM51 114H53L52 116L53 117H51ZM83 114H85V113H83ZM96 114H98L97 112H95V114H93L95 117H96ZM106 114V113H105ZM104 114V115H105ZM108 114L109 113H107V116H108ZM112 114H113V112H112ZM112 114H110L111 116H114V114L112 115ZM119 114V113H118ZM121 114V113H120ZM124 114V113H123ZM139 114V113H138ZM175 114H177V113H175ZM179 114V113H178ZM15 115V114H14ZM17 115V114H16ZM15 115V116H16ZM20 115V114H19ZM31 115H33V114H31ZM34 115V116H35ZM103 115V116H104ZM109 115V116H110ZM130 114H128L127 113V115H125V116H129ZM133 115V116H134ZM183 115H184V112H183ZM183 115H180L179 114V116L178 117H182ZM185 115H189V114H187V112L185 113ZM18 116V115H17ZM16 116V117H17ZM94 116H93V118H94ZM103 116H102V118H103ZM106 116V117H107ZM108 116V117H109ZM118 115H116V117H117ZM131 116V115H130ZM136 116V115H135ZM197 116H198V114H197ZM221 116V115H220ZM223 116V115H222ZM14 117V116H13ZM12 116H10V119L12 120V118H13ZM16 117H15V119H16ZM37 117V116H36ZM105 117V116H104ZM180 117V118H181ZM185 117V116H184ZM189 117V119L191 118L190 116H188ZM187 117V118H188ZM195 117H196V114H195ZM194 117V118H195ZM199 117V116H198ZM203 117V116H202ZM90 118V117H89ZM113 118H115V117H113ZM119 118V117H118ZM121 118H122V114H121ZM125 118V117H124ZM183 118V117H182ZM186 118V119H187ZM192 118H193V115H192ZM201 118V117H200ZM224 118V117H223ZM8 119V118H7ZM9 119V120H10ZM85 119V120H86ZM92 119V118H91ZM90 119V121L92 122V124L94 125V123H93V121ZM96 119V118H95ZM105 119V118H104ZM112 119V118H111ZM140 118L139 117H137V118H134V119H132V117H131V119L129 120V119H122L123 120V122H122V125H121V127H124V131H125V129H127L126 127L128 126H133V125H136V124H138V123H140L139 121L141 120H139ZM198 119V118H197ZM202 119V118H201ZM216 119H218L219 121H220V119L219 118H216ZM216 119H212V120H214V121H217ZM35 120V119H34ZM37 120V119H36ZM35 120V121H36ZM38 120H39V118H38ZM37 120V121H38ZM89 120V119H88ZM97 120V119H96ZM95 120V121H96ZM106 120H107V118H106ZM116 121H117V119H115ZM193 120V119H192ZM207 120V119H206ZM42 121V120H41ZM49 121H45V123H46V126L49 124ZM77 122V124H74V122ZM79 121V122H78ZM89 121V122H90ZM102 121H104V120H102ZM114 122V123H117V122ZM142 121V120H141ZM179 121H180V119H179ZM182 122H184L183 121V119L181 120ZM189 121V120H188ZM191 121V120H190ZM194 121V120H193ZM198 121V120H197ZM200 121V120H199ZM224 121H225V119H224ZM232 121L234 122V123H237V121L238 120H236V122L232 119ZM38 122H40V120L38 121ZM87 122V121H86ZM101 122V121H100ZM111 122V121H110ZM109 122V124H111ZM206 122V121H205ZM211 122H213V121H211ZM227 122H229V120L227 121ZM239 123L241 122V120H239L238 121ZM9 123V121H7V124ZM44 123V124H45ZM52 123L53 122H51V125H50V127H49V125H48V128L50 129V128H52L51 126H52ZM82 123H84V121L83 122H81V123H79L78 124V126H77V129H78V133H79V131L81 132L82 131V129L80 130L79 129V127L81 128L82 127V125L83 126H85L86 125V127H87V124H89V123H85V124H82ZM113 123V124H114ZM119 123H120V121H119ZM190 123V122H189ZM199 123V122H198ZM215 123V127L216 126H218V124L216 125V123L217 122H214ZM222 123V122H221ZM43 124V125H44ZM54 125H55V123H53ZM101 124V123H100ZM108 124V125H109ZM113 124H111L112 126H113ZM121 124V123H120ZM119 124V125H120ZM142 124V123H141ZM227 124V123H226ZM238 124V123H237ZM241 124V123H240ZM242 124L244 125V124H246V123H243L242 122ZM241 124V125H242ZM8 125H10V124H8ZM7 125V126H8ZM39 125H40V123H39ZM42 125V124H41ZM53 125V126H54ZM81 125V126H80ZM110 125V126H111ZM117 125V124H116ZM187 125V123L184 125V127ZM224 125H225V123H224ZM228 125V124H227ZM227 125H225V126H227ZM232 125V124H231ZM4 126H5V124H4ZM11 126H13L12 124L10 125V128H11ZM56 126H57V124H56ZM61 126H60V128H61ZM95 126V125H94ZM99 126V125H98ZM114 126H115V124H114ZM113 126V127H114ZM126 126V127H125ZM183 126V125H182ZM188 127H189V124L187 125ZM204 126V125H203ZM220 126H222V125H220ZM240 126V125H239ZM244 126H246V125H244ZM244 126H242V127H244ZM14 127V126H13ZM40 127V126H39ZM59 126H57V128H58ZM65 127V128H66ZM118 127H120V126H118ZM120 127V128H121ZM206 127V126H205ZM209 127V126H208ZM207 127V129H203L204 127H202V125L200 126V125H198V129H203L202 131H198V132H202V134L200 135V133H199V135H197L198 137H201L202 138V143L200 144V142L199 141H195V140H193V142L195 141L196 143L197 142H199V147L202 145V144H206V146H209L208 145V139L210 138V140L212 139L211 137H210V134H211V132L212 131H209V129L211 128V127H209L208 128ZM237 127H238V125H237ZM241 127V126H240ZM246 127H248V125L246 126ZM9 128V127H8ZM9 128V129H10ZM63 128V127H62ZM67 128L65 129V130H67ZM76 128V127H75ZM108 128V127H107ZM116 128V127H115ZM197 128H196V126H195V129H193L194 131L195 130H197ZM221 128V127H220ZM250 128V127H249ZM5 129H6V127H5ZM15 129V128H14ZM45 129H46V127H45ZM44 128H43V130H45ZM88 129V128H87ZM93 129H95V127H93ZM97 129V128H96ZM227 129V127L225 128V130ZM236 130V128H233V130ZM243 129V131H244V134H245V130H244V128H242ZM242 129H240V130H242ZM42 130V131H43ZM71 130H73V128H71ZM83 130H84V127H83ZM130 130V129H129ZM131 130H133V129H131ZM130 130V131H131ZM187 130H188V128H187ZM211 130H213L214 131V129H211ZM222 130V129H221ZM228 130V129H227ZM232 130V129H231ZM234 130V131H235ZM239 130V129H238ZM251 130V129H250ZM7 131V130H6ZM17 131V130H16ZM69 131H70V129H69ZM85 131V130H84ZM83 131V132H84ZM90 131V130H89ZM96 131V130H95ZM120 131V130H119ZM185 131V130H184ZM229 131V130H228ZM228 131H227V133H228ZM237 131V130H236ZM249 131V130H248ZM248 131H246V132H248ZM7 132H9V130L7 131ZM11 132V131H10ZM15 132V131H14ZM72 132V131H71ZM110 131H108V137L110 138V140H111V138L112 137H110L109 136V134L110 135H112L111 133L112 132H110ZM123 132V131H122ZM126 132V131H125ZM197 131H195V133H196ZM197 132V133H198ZM69 133V132H68ZM86 133V131L84 132V134ZM126 133H129V131L128 132H126ZM125 133V134H126ZM236 133V132H235ZM241 133V132H240ZM239 133V134H240ZM253 135V132H250L249 131V134H248V136H250L251 134ZM8 134H10V133H8ZM13 133L11 132V135H12ZM75 134L76 133H74V135H73V138L74 139H77V136H76V138L74 137L75 136ZM215 134H216V136H217V132H215ZM215 134H211V136H213V135H215ZM228 134H231V133H228ZM14 135V134H13ZM64 135V134H63ZM70 135V136H69ZM69 135H65V137H68V139L67 138H65V140H63V143L66 145V146H69L70 145V142H71V139L72 138H70L71 137V134L69 133ZM78 135V134H77ZM235 135V137H236V134H234ZM1 137H2V135H0ZM78 136H82V134L80 135H78ZM126 136V135H125ZM85 137V136H84ZM89 137V136H88ZM87 137V138H88ZM196 137V136H195ZM208 137V138H207ZM214 137V136H213ZM218 137H220V135H218ZM234 137V136H233ZM242 137V136H241ZM252 137V136H251ZM250 137V138H251ZM254 137V136H253ZM5 138V137H4ZM16 137L14 136V139H15ZM55 138V137H54ZM59 138H61V137H59ZM70 138V139H69ZM83 138V137H82ZM81 138V139H82ZM86 138V137H85ZM197 138V137H196ZM200 138V139H201ZM214 138H217V137H214ZM225 136H224V141H225ZM249 138V137H248ZM53 139V138H52ZM51 138H50V140H52ZM56 139V138H55ZM84 139V138H83ZM149 139V138H148ZM189 139H191V138H189ZM204 139V140H203ZM235 139H237V138H235ZM240 139H243V138H240ZM1 140H3V139H1ZM4 140H6V138L4 139ZM7 140H8V137H7ZM61 140H62V138H61ZM80 140V139H79ZM87 140V139H86ZM151 140V139H150ZM206 140V141H205ZM216 140V139H215ZM215 140L214 139H212L211 141H213L212 143H214L215 142ZM217 140H219V138L217 139ZM216 140V141H217ZM228 140H229V138H228ZM246 140H247V138H246ZM252 140H254V138H252L250 141H252ZM55 142H56V140H54ZM58 141H59V139H58ZM76 141H78V139L76 140ZM144 141V140H143ZM145 141H146V139H145ZM223 141V140H222ZM224 141H223V143H224ZM226 141H227V139H226ZM225 141V142H226ZM238 141V140H237ZM242 141H244V140H242ZM248 141V140H247ZM54 142V143H55ZM192 142V141H191ZM210 142V141H209ZM218 142V141H217ZM227 142H229V141H227ZM52 143V142H51ZM51 143H49V144H51ZM57 143V142H56ZM60 143H61V141H60ZM72 143V142H71ZM74 143H75V140H74ZM190 143V142H189ZM211 143V142H210ZM211 143V145H210V147L213 145ZM219 143V142H218ZM218 143H216L215 142V144H217L218 145V149L219 148H222L223 146L221 145V143L220 144H218ZM230 143H231V141H230ZM239 143H240V141H239ZM246 143H248V142H246ZM253 143H255V140H254V142ZM62 144V143H61ZM61 144H59V146L61 145ZM181 144H184V143H181ZM193 144V143H192ZM231 144H233V143H231ZM52 145H53V143H52ZM63 145V144H62ZM61 145V146H62ZM113 146H114V148H115V145H114V143L112 144ZM190 145V144H189ZM225 145H227V144H225ZM254 145V144H253ZM64 146V145H63ZM173 146V145H172ZM70 147V146H69ZM188 147V146H187ZM198 146H196V148H197ZM204 147V146H203ZM202 147V148H203ZM215 147V146H214ZM213 147V148H214ZM231 147H236V146H234V144L233 145H230V147L229 148H231ZM239 146H237V148H238ZM53 148H55L54 147V145H53ZM60 148H62V147H60ZM59 148V149H60ZM68 148V147H67ZM72 148V147H71ZM70 148V149H71ZM192 148H194V146L192 147ZM205 148V147H204ZM215 148H217V147H215ZM240 148H241V146H240ZM57 149H58V147H57ZM171 149V148H170ZM169 149V150H170ZM177 149H179L178 147H175L173 150L175 151L174 153H175V155L177 154L176 152H179ZM188 149L189 148H186V152H188ZM199 149V148H198ZM207 149V148H206ZM206 149H204V151H203V154H204V156L207 154H210L211 152H216V151H211V152H209V150H208V152H206L207 150ZM223 149V148H222ZM232 149V148H231ZM252 149V148H251ZM65 150H67V149H65ZM72 150V149H71ZM233 150V149H232ZM249 149H247V151H248ZM256 150V149H255ZM67 151H69V149L67 150ZM171 151H172V149H171ZM201 151V150H200ZM224 151H226L225 149H224ZM228 151V150H227ZM246 151V152H247ZM253 151V150H252ZM181 152V151H180ZM189 152H191V150H189ZM219 152V151H218ZM240 152V151H239ZM248 152H250V151H248ZM174 153H172L173 155H171V153H169V155H170V158L171 159H173L172 158V156L174 157L175 155H174ZM195 153V152H194ZM201 153V152H200ZM251 153V152H250ZM166 154H168L167 152H166ZM190 154V153H189ZM198 154V153H197ZM215 154V153H214ZM219 154H220V152H219ZM224 154V153H223ZM222 154V155H223ZM235 154V153H234ZM249 154V153H248ZM257 154V153H256ZM181 155V154H180ZM190 155H194L193 153H191ZM202 155V154H201ZM232 155V154H231ZM188 155H186V157H187ZM196 156V155H195ZM194 156V157H195ZM203 155H202V158L206 161V159L207 158H205V157H213V154L211 155H209V156H205L204 157ZM227 156V155H226ZM226 156H223L222 158H224V157H226ZM236 156H238L237 154H236ZM249 157H250V155H248ZM167 157H168V155H167ZM167 157H165L164 156V158H162V157H160V158H162V159H164V163H162V164H165V166H166V164L167 165H171V167H172V165H174V164H172L171 163V161H170V159H169V157L167 158ZM175 157H178V156H175ZM174 157V158H175ZM193 157V158H194ZM199 157L200 156H197V158H198V161H200L199 160ZM214 157H215V159L218 157V156H215L214 155ZM220 157V156H219ZM218 157V158H219ZM229 158H228V160L230 159V161H232V158H233V156H228ZM261 157V156H260ZM196 158V157H195ZM194 158V159H195ZM222 158L220 159V160H222ZM238 158V157H237ZM244 158V157H243ZM214 159V158H213ZM225 159V158H224ZM161 160V159H160ZM168 160L170 161V162H168ZM179 160V159H178ZM178 160L177 161H175V163L176 162H178ZM196 161H197V159H195ZM219 160V159H218ZM226 160V159H225ZM235 161H236V159H234ZM183 161V160H182ZM186 161V160H185ZM188 161H190V160H188ZM202 161V160H201ZM224 161V160H223ZM157 162H158V160H157ZM160 162V161H159ZM163 162V161H162ZM184 162V161H183ZM203 163H204V161H202ZM201 162V163H202ZM208 162V161H207ZM213 162V161H212ZM233 162V161H232ZM240 162H241V160H240ZM251 161H249V163H250ZM161 163V162H160ZM198 163V162H197ZM197 163H193V165H192V167H190L189 169H187L186 171L184 170V175L183 176H191V177H193L194 178V180H196V178H199V176H201L200 174V172H199V168H198V165H197ZM206 163V162H205ZM218 163H220L219 161H218ZM230 164H231V162H229ZM247 163V162H246ZM252 163H253V161H252ZM151 164H153V163H151ZM150 164V169H151V165ZM159 164V163H158ZM158 164H156V165H158ZM179 164V163H178ZM181 164V163H180ZM209 164V163H208ZM226 164V163H225ZM234 164L236 165V163L234 162ZM242 164H244V162H242ZM138 165H141L140 167H142L143 166V163L141 164V163H139V164H137V167H138ZM156 165H154V166H156ZM176 165V164H175ZM174 165V166H175ZM183 165H185V164H183ZM210 165H211V159H210ZM228 165V163L226 164V166ZM234 165V166H235ZM237 165L239 166V165H241V164H239V162H237ZM254 165V164H253ZM253 165L250 163V164H247L246 165V167H247V172H242V174H243V176H241V179H243L245 182H247V184L248 183H252V179L253 178H255L254 177V172H255V169H254V167H253ZM163 166V165H162ZM181 167H182V165H180ZM203 166V165H202ZM205 166V165H204ZM220 166V165H219ZM221 166H223V165H221ZM220 166V167H221ZM225 166V165H224ZM238 166H237V168H238ZM149 167V166H148ZM164 167V166H163ZM186 167V166H185ZM201 167V166H200ZM207 167V166H206ZM214 166H212L211 168H212V170L214 169L213 168ZM142 168H144V167H142ZM158 168V167H157ZM183 168V167H182ZM181 168V169H182ZM210 168V169H211ZM215 168H216V166H215ZM256 168V167H255ZM170 169V168H169ZM172 169V168H171ZM179 169L180 168H178V171H179ZM206 169V168H205ZM166 170V169H165ZM168 170V169H167ZM176 170H177V168H176ZM208 170H209V168H208ZM216 170H217V168H216ZM232 171L234 170V168H232L231 169ZM177 171V172H178ZM204 171H206V170H204ZM214 171V170H213ZM226 171V170H225ZM172 171H170V173H171ZM202 172V174H203V171H201ZM208 172V171H207ZM217 172H219V171H217ZM227 173L229 172L228 170L226 171ZM167 173H169V171L167 172L166 171V173H165V175H168ZM210 175H211V172H208ZM215 172H213V174H214ZM226 173V175H228ZM175 174V173H174ZM174 174H172V175H174ZM186 174V175H185ZM208 174V175H209ZM216 174V173H215ZM214 174V175H215ZM261 174V173H260ZM176 175V174H175ZM174 175V176H175ZM179 175V174H178ZM214 175H211V176H213V180H216V179H214V178H216V176L214 177ZM218 175H220V174H218ZM222 175V174H221ZM231 175V174H230ZM233 175V174H232ZM231 175V176H232ZM235 175V174H234ZM262 175V174H261ZM158 176H160L159 174H158ZM171 176V175H170ZM207 175H204L203 177H202V179L204 178V177H206ZM257 177H259V173H258V175H256ZM196 177V178H195ZM221 177V176H220ZM223 177V176H222ZM221 177V179H223L224 180V178H226V177H224V178H222ZM236 177V176H235ZM235 177H233L234 179H238L237 177L235 178ZM262 177H264V175L262 176ZM121 178V177H120ZM160 178V177H159ZM163 177L161 176V178L160 179H162ZM167 178H169V176L167 177ZM173 178V177H172ZM170 178L171 179V181L173 180V179H176V178ZM178 178V177H177ZM208 178H209V176H208ZM208 178L205 180V181H208ZM218 178V177H217ZM228 178V177H227ZM159 179V180H160ZM170 179H168V181H170ZM187 179V178H186ZM211 179V178H210ZM256 179V178H255ZM260 179H261V176H260ZM264 179V178H263ZM158 180V179H157ZM177 180V179H176ZM212 180V179H211ZM227 180V179H226ZM257 181L259 180V179H256ZM262 180V179H261ZM261 180H259V182L261 181ZM203 181V180H202ZM210 181V180H209ZM217 181V180H216ZM219 181V180H218ZM222 181V180H221ZM223 182V181H222ZM167 183V182H166ZM169 183V182H168ZM173 183H174V181H173ZM171 184V182L169 183L170 185H171V190H174V187L176 186V185H174V184ZM177 183V182H176ZM257 183V185H258V182H256ZM180 184V183H179ZM237 184H239V183H237ZM240 184H242V182L240 183ZM255 184V183H254ZM170 185H168L167 184V186H170ZM177 185H178V183H177ZM249 185V184H248ZM253 185V184H252ZM256 185V186H257ZM243 186V185H242ZM242 186H240V189H241V187ZM250 186V185H249ZM255 185L253 186L254 188L256 187ZM179 188V186H176V188ZM237 187H239V185H237ZM244 187H245V185H244ZM247 187V186H246ZM250 187H252V186H250ZM170 188V187H169ZM248 189V188H247ZM253 188H250V190H252ZM256 189H257V187H256ZM260 188H258V190H259ZM262 189V188H261ZM254 190V189H253ZM182 192V191H181ZM246 192H248V190L246 191ZM260 192V191H259ZM262 192V191H261ZM260 192V193H261ZM251 193V192H250ZM253 193H255V192H253ZM179 194V193H178ZM178 194H176L177 196L176 197H178L179 195ZM255 194H257V193H255ZM248 195V194H247ZM160 195H158V197H159ZM250 196H254V194L252 195H250ZM259 196V198L261 199L263 196H262V194L261 195H258ZM261 196V197H260ZM157 197V198H158ZM163 197V196H162ZM251 197V198H252ZM255 197V196H254ZM257 197V196H256ZM164 198V197H163ZM162 198V199H163ZM245 198H247V197H245ZM244 198V199H245ZM250 198V197H249ZM177 199V198H176ZM243 199V200H244ZM150 200V199H149ZM211 200V199H210ZM143 201H144V199H143ZM245 201V200H244ZM257 201V200H256ZM258 201H260L259 199H258ZM257 201V202H258ZM261 201H263V199H261ZM260 201V202H261ZM153 202V201H152ZM168 202V201H167ZM246 202H248V200L246 201ZM250 202V201H249ZM249 202H248V204H249ZM252 202H253V199H252ZM259 202V203H260ZM139 203H141V202H139ZM165 203V202H164ZM254 203V202H253ZM262 203V202H261ZM148 204V203H147ZM169 204V203H168ZM174 204V203H173ZM167 205V204H166ZM170 205V204H169ZM174 205H176V204H174ZM161 206V205H160ZM179 206V205H178ZM171 207V206H170ZM169 209V208H168ZM164 210V209H163ZM193 210V209H192ZM133 211V210H132ZM184 211V210H183ZM195 211V210H194ZM155 212H156V210H155ZM165 212V211H164ZM179 212V211H178ZM166 213V212H165ZM169 213V212H168ZM167 213V214H168ZM186 213V212H185ZM184 213V214H185ZM195 213H197L198 214V212H196L195 211ZM123 214V213H122ZM159 214V213H158ZM172 214V213H171ZM182 214V213H181ZM214 214H218V215H220L221 217H223L224 218V212H219V213H213L212 211L209 213V214H206L207 215V217H202V218H200V216H199V218L198 217H193V218H190V228H189V230H187V232H184L183 231V235L185 236V237H187V235H188V237H187V240L185 241L187 244H185V247H183L182 249H181V251L179 252V253H176V251H175V253H176V257H177V259H179V260H181V261H183V262H186V258H187V256H188V254H186V253H188L190 250L191 251H193L194 249H195V247H194V245H197V247H200V246H198V245H200V243H201V241L200 240H205V239H202L203 237H206L205 235H204V232L207 230V226L210 224V228H211V225L214 223H210L209 222V218H211L210 219V221L212 220V218L214 217ZM188 214H186V216H187ZM116 216V215H115ZM126 216H130V214L128 213H126ZM141 216V215H140ZM172 216H174V217H176L175 216V213H173V215ZM167 217V216H166ZM118 218V217H117ZM153 218V217H152ZM171 218V217H170ZM179 218V217H178ZM227 218H229V217H227ZM232 217H230V219H231ZM155 219V218H154ZM153 219V220H154ZM172 219V218H171ZM217 219V218H216ZM219 219H220V217H219ZM222 219V218H221ZM220 219V220H221ZM235 219V218H234ZM33 220H34V218H33V212L31 211V210H29V209H24L23 210V212L22 213H20V214H17V213H14V214H12L11 212H6L5 214H0V228H2V227H4V226H6V227H9V228H11V230H13V231H15V232H17V233H21V232H25V230H27L28 228H30V226L33 224ZM178 220H180V218L178 219ZM183 220V219H182ZM186 220V219H185ZM218 220V219H217ZM225 220V219H224ZM145 221H147V220H145ZM157 221H160L158 218H157ZM173 221V220H172ZM186 221H188V219L186 220ZM213 221V220H212ZM215 221V220H214ZM222 221L223 220H221L220 222V224H224L225 225V222L223 221V223H222ZM228 221V220H227ZM226 221V222H227ZM141 222H143V221H141ZM181 222V221H180ZM184 222V224L186 223L185 221H183ZM189 222V221H188ZM216 222V221H215ZM218 222V221H217ZM157 223V222H156ZM159 223V222H158ZM202 223V225L201 226H199L200 224ZM175 224V223H174ZM182 224V223H181ZM180 224V225H181ZM183 224V225H184ZM150 225V226H149ZM148 225V227H151L152 229H153V227L151 226L152 224H149ZM159 225V224H158ZM157 225V226H158ZM161 225H163V224H161ZM179 225V224H178ZM179 225V226H180ZM223 225V226H224ZM227 225V224H226ZM185 226V225H184ZM146 227H147V225H146ZM183 227V226H182ZM187 227L188 226H186L185 228L187 229ZM150 228V229H151ZM156 228V227H155ZM161 228V227H160ZM227 228V227H226ZM122 229V228H121ZM162 230H165L166 228H164V227H162L161 228ZM179 229V228H178ZM109 230H114V227L113 228H109ZM149 229H147V231H148ZM159 230V232H160V229H158ZM161 230V231H162ZM180 230V229H179ZM118 231V230H117ZM117 231H115V232H117ZM133 231V230H132ZM166 231H167V229L164 231V233L165 234H167L166 233ZM213 231V230H212ZM211 231V232H212ZM114 232V233H115ZM154 232H155V230H154ZM168 232V231H167ZM175 232V231H174ZM218 232H219V230H218ZM117 233H119V232H117ZM142 231H141V235H142ZM146 232H144L143 234H145ZM156 233H157V231H156ZM156 233L154 234L155 236H156ZM163 233V234H164ZM170 233L171 232H169L168 234L170 235ZM179 233H180V231H179ZM187 233V234H186ZM213 233V232H212ZM212 233H210V234H212ZM120 234V233H119ZM119 234H117L118 236H120ZM149 234H150V231H149ZM151 234H152V232H151ZM158 234V233H157ZM160 234V233H159ZM162 234V235H163ZM165 234H164V236H165ZM167 234V235H168ZM111 235H112V233H111ZM117 235H116V233L114 234V236H116L117 237ZM181 235H182V233H181ZM18 236V235H17ZM133 236V235H132ZM143 236V235H142ZM150 236H152V238H153V235H150ZM154 236V238H158V239H160L159 237H160V235H158V236H156L155 237ZM171 236V235H170ZM1 237H3L2 235H0V238ZM19 237V236H18ZM108 237H110V236H108ZM111 237H113V236H111ZM145 237H147L148 238V234H147V236H145ZM166 237V236H165ZM208 237V236H207ZM153 238V239H154ZM161 238H162V236H161ZM184 238V237H183ZM108 239V238H107ZM131 239H134V238H132L131 237ZM140 239V238H139ZM144 239V238H143ZM142 239V240H143ZM146 239V238H145ZM149 239V238H148ZM147 239V240H148ZM106 240V239H105ZM141 240V239H140ZM141 240V241H142ZM155 240V239H154ZM164 240V241H163ZM163 240H162V242H161V240H159L160 242H155L154 241V243H151V244H147V241L146 242H144V243H142V244H144V246L142 247V246H140L141 248H136V245H135V248L137 249V251H135V250H132L131 252L132 253H130V254H128V255H124L123 253L124 252H121V250H119V251H116V252H112L113 250H111V252H109L108 254H107V252H105L104 251V253H103V255L102 256H104V254H105V256L102 258V259H105L104 260V263L103 262H100L99 260L98 261H96V262H94L93 264H147V261L148 262H150V263H152V264H171L172 263V261H173V258H174V255L173 256H169L168 255V252H167V249L166 248H164V244H167V242L165 243V239L163 238ZM183 240V239H182ZM181 240V241H182ZM207 240V239H206ZM5 241V240H4ZM2 239H0V250H7L8 251V253L11 255V257H15V259H16V257L18 258V252H16L15 250L17 249V247L16 246H10V244L9 245H5L6 243L4 242ZM112 241V240H111ZM133 241V240H132ZM140 241V242H141ZM143 241H145V240H143ZM142 241V242H143ZM202 241V242H203ZM107 242V241H106ZM120 242V241H119ZM131 242V241H130ZM149 242V241H148ZM205 242H207V241H205ZM5 243V244H4ZM104 243H105V241H104ZM111 243V242H110ZM114 243V242H113ZM134 243H137V242H134ZM146 243V244H145ZM163 244V245H161V244ZM169 243V242H168ZM204 243V242H203ZM108 244H109V242H108ZM133 244V243H132ZM183 244V243H182ZM118 245V244H117ZM204 245V244H203ZM118 246H120V245H118ZM167 246V245H166ZM171 246H172V244H171ZM122 247V246H121ZM174 247V246H173ZM124 248H127V246H125ZM129 248H131V245H129ZM167 248H168V246H167ZM170 248V247H169ZM172 248V247H171ZM170 248V249H171ZM106 249H107V247H106ZM113 249V248H112ZM115 249V248H114ZM131 249H133V248H131ZM166 249V250H165ZM108 250V249H107ZM116 250V249H115ZM118 250V249H117ZM227 250H228V248H227ZM230 250V249H229ZM103 251V250H102ZM231 251H233L232 252V254L234 255L236 252H235V249L234 250H231ZM261 253H262V251H263V249H262V251L261 250H259ZM128 252V251H127ZM145 252H147L146 254H144ZM225 252L228 254V256H230V255H232V254H229L230 253V251L228 252V251H226L225 250ZM241 252V251H240ZM258 252V251H257ZM255 253V252H254ZM254 253H253V255H254ZM261 253H260V255H261ZM21 254V253H20ZM259 254V253H258ZM101 255H99V256H101ZM171 255H172V253H171ZM232 255V256H233ZM237 254H235V256H234V258L235 257H237L236 256ZM256 255V254H255ZM260 255H258V259H260L259 261H257V263H259V264H263V262L262 261H264L263 259H261V256ZM93 256V258H95L94 257V255L93 254H91L90 256H89V259L91 258ZM99 256L98 257H96V258H99ZM101 256V257H102ZM22 257V256H21ZM25 257V256H24ZM26 257H28V256H26ZM101 257L99 258L100 260H101ZM199 257H200V259L198 260L197 259V263L196 264H202V260H203V257L201 258V256H200V253H199ZM252 257V256H251ZM255 257V256H254ZM262 257H264V255L262 256ZM83 258V260H84V257H82ZM198 258V257H197ZM229 258V257H228ZM227 257L225 258V260L226 259H228ZM24 259V258H23ZM23 259L21 258V260L23 261ZM26 259H28V260H25V261H23V262H20L19 264H32V263H29V258H26ZM67 259V258H66ZM65 259V260H66ZM78 259V258H77ZM176 259V260H177ZM202 259V260H201ZM229 259H233V257L232 258H229ZM252 259V258H251ZM3 260V259H2ZM1 260V261H2ZM19 260V259H18ZM20 260V261H21ZM68 260V259H67ZM79 260V259H78ZM91 260H94V259H90V260H88V261H90L91 262ZM252 260H254V258L252 259ZM255 260H256V258H255ZM255 260H254V263H255ZM62 261V260H61ZM69 262H70V260H68ZM73 261V260H72ZM80 261L82 262V259H80ZM15 262V261H14ZM58 262H60V261H58ZM69 262H67V263H63L62 262V264H69ZM74 262H76L77 263V260L74 258ZM89 262V264H91ZM194 263H195V260L193 261ZM229 262V261H228ZM17 263V262H16ZM76 263H73V264H76ZM252 263H253V261H252ZM253 263V264H254ZM1 264V263H0ZM57 264V263H56ZM72 264V263H71ZM83 264H86V263H84L83 262ZM189 264V263H188ZM191 264V263H190Z\"/></svg>",
    "mask_w": 264,
    "mask_h": 264
}]
</instances>
